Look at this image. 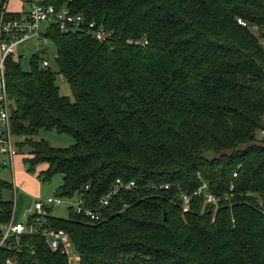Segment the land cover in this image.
<instances>
[{
    "label": "trees",
    "instance_id": "1",
    "mask_svg": "<svg viewBox=\"0 0 264 264\" xmlns=\"http://www.w3.org/2000/svg\"><path fill=\"white\" fill-rule=\"evenodd\" d=\"M47 1L110 36L99 42L50 23L43 35L55 46V69L40 67L36 53L23 70L9 54L10 129L30 148L28 171L46 162L37 177L61 174L55 196L81 195L102 219L71 207L67 218L51 207L39 220L29 215L27 224L63 229L78 260L35 232L22 236L18 264H264V0ZM7 2L0 21L21 13ZM58 75L72 99L60 94ZM41 129L74 141L52 146L35 139ZM116 178L136 187L100 206ZM203 181L230 196L217 204L192 196L184 211L178 194ZM10 189L0 180L3 223ZM8 255L0 252V264Z\"/></svg>",
    "mask_w": 264,
    "mask_h": 264
},
{
    "label": "built area",
    "instance_id": "2",
    "mask_svg": "<svg viewBox=\"0 0 264 264\" xmlns=\"http://www.w3.org/2000/svg\"><path fill=\"white\" fill-rule=\"evenodd\" d=\"M27 2L29 7L26 11H21L20 15L9 20L0 21V171L7 169L11 172L12 161L18 153V144L16 137L10 129L9 111L10 100L7 93L6 77H5V60L9 54H13L14 48L24 39L34 36L37 38V43L43 47L48 40L43 34L45 28L50 23L58 24L62 32L68 30L83 31L86 30L95 40L105 41L110 32L103 25L97 24L95 21L85 20L82 14L71 13V11L63 6L56 8L47 0H22ZM237 22L242 26L248 27L253 33H258L256 25H249L244 20L238 18ZM44 28L41 29V25ZM264 45V40L261 41ZM50 62L46 58H41L40 67H49ZM236 174L234 173L233 176ZM0 180H3L0 177ZM169 185L165 184L164 188ZM10 193L14 201V195L17 193L15 185L11 184ZM136 187L134 181H124L116 178L113 188L105 195L101 196L98 203L100 206L108 205L110 200L119 194L121 191L130 190ZM232 189V185L230 186ZM178 196L182 199V209L185 211L189 208V203L192 196H202L204 202L217 204L219 200L227 199L230 194L219 193L215 194L209 190L208 183L203 181L198 188L190 194L180 192ZM67 202L71 210L76 215H82L93 221L102 219L101 212L93 210L84 205V200L81 195L75 198H64L59 196H48L44 200L36 198L32 202L33 212L30 214L36 215V220L44 218L48 214L47 209L51 206ZM39 232L47 243V246L55 251L62 250L67 254L69 261V250L71 244L69 237L63 229H55L42 227L39 221L27 224L22 221L15 222L12 216L8 222H0V252L6 251L9 255L5 258L4 264H18V255L21 252V239L24 234H32ZM78 260V257H77ZM72 261V260H71Z\"/></svg>",
    "mask_w": 264,
    "mask_h": 264
},
{
    "label": "rangeland",
    "instance_id": "3",
    "mask_svg": "<svg viewBox=\"0 0 264 264\" xmlns=\"http://www.w3.org/2000/svg\"><path fill=\"white\" fill-rule=\"evenodd\" d=\"M9 9L13 11H26L29 7L27 2H23L22 0H8L7 5ZM44 28V25H41V29ZM38 53L41 58H46L50 62V67L52 69L56 68L54 58L56 55V50L54 44L49 42L48 40L44 43L43 47H40L37 43V38L34 36L28 37L27 39L22 40L13 50V55L17 60H19L20 66L23 70H28L30 68V63L33 55ZM56 83L59 88V92L61 95H67L71 99L72 93L70 91V87L67 81L63 78V76L58 75L56 77ZM35 139H44L48 141L52 146L55 147H66L73 143V138L64 133H58L55 130H45L41 129L39 133L35 136ZM17 144L19 143V138L16 137ZM29 146L27 144H18V155L13 159V167L11 172L6 170L0 171L1 178H11L13 179L14 185L17 183L18 193L14 195L13 201V211L12 217L16 218V220L22 221L25 223L29 217V215L33 212L31 207V202L38 198L44 200L48 196H55V190L60 185L62 177L61 174H54L50 180H42L37 177L39 171H43L47 167L46 162H41L37 164L33 171L27 170V163H24V159L28 158ZM211 153H206L209 156ZM212 155V154H211ZM23 174L29 175L32 179L36 180L37 184L31 180V183H28L30 188L24 187L25 181L23 183L18 182V179L23 180ZM10 188L11 183H9ZM11 193L6 191L3 193V197L12 198ZM70 204L67 202H63L58 205L51 206V214L59 217V218H67L69 216L68 206ZM24 207L26 209L24 210ZM29 207V208H28ZM69 257L73 263H77V254L75 249L71 248L69 250Z\"/></svg>",
    "mask_w": 264,
    "mask_h": 264
},
{
    "label": "crops",
    "instance_id": "4",
    "mask_svg": "<svg viewBox=\"0 0 264 264\" xmlns=\"http://www.w3.org/2000/svg\"><path fill=\"white\" fill-rule=\"evenodd\" d=\"M7 10L8 11H11V12H21V11H13L12 9H9L8 8V6H7ZM16 157V156H15ZM14 157V158H15ZM13 158V159H14ZM12 165H13V161H12ZM13 167V166H12ZM6 171H8L7 169H5ZM11 170H12V168H11ZM9 172V171H8ZM24 176H22V178H24L23 180H20V179H18V182H21V183H23L24 181H25V184H23L24 185V187H26V188H30L31 186H28V183H31V180L34 182V183H36L37 184V182H36V180H34V179H32V177H30L29 175H26V174H23ZM3 180H5V181H7V182H9V183H11V184H13L14 185V183H13V179L11 178V180H9V178H2ZM16 188H17V190H18V187H17V183H16ZM17 193H18V191H17ZM16 193V194H17ZM35 200V199H34ZM33 200V201H34ZM32 201V202H33ZM32 202H31V205H32ZM29 208V207H28ZM26 209V207H24V210ZM27 210V209H26ZM12 219H16L15 217L13 218L12 217ZM16 222H19V220H16Z\"/></svg>",
    "mask_w": 264,
    "mask_h": 264
}]
</instances>
